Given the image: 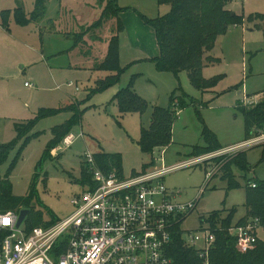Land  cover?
Listing matches in <instances>:
<instances>
[{"label": "rangeland", "instance_id": "374dc122", "mask_svg": "<svg viewBox=\"0 0 264 264\" xmlns=\"http://www.w3.org/2000/svg\"><path fill=\"white\" fill-rule=\"evenodd\" d=\"M100 1L47 0L45 13L37 22L19 25L14 21L13 9L20 4L24 12L29 13L34 0H0V13L11 11L8 25H0V144L16 136L14 122L33 119L40 109H59L37 118L27 133L38 132L39 136L23 148L8 176L12 193L22 196L32 187L31 205L35 210H42V220L63 219L74 210L70 203L72 196L84 189L80 180L87 151L120 153L123 174L128 176L133 170L158 166L161 155L168 166L197 157L189 154L193 146L205 144L203 129L206 127L213 132L221 149L200 155L202 160L197 165L166 174L163 183L169 193L180 192L171 196L173 200L186 202L199 197L196 207L181 225L185 232L198 229L200 218L205 216L206 220L210 213L219 210H224L226 215L225 210L230 208H236L232 225H237L236 220L245 214L244 203L248 199L245 178L233 168L240 185L226 189L217 169L226 162L224 155L244 152L248 165L244 172L246 179L264 181V128L259 136L251 139L258 138L252 145L231 151L222 149L236 146L245 138L243 116L236 105H255L264 97V30L261 26L264 0L229 2L230 10L243 15L244 22L230 27L217 38L209 54L218 60L202 68L203 78L223 75L215 86L199 89L186 71L175 74L159 70L152 56L131 48L120 32L119 64L123 68L120 79L103 91L89 94L94 79L105 74L93 71L92 67L104 58L108 40L116 33L115 22L109 18L103 28L85 34L80 45H75V39L77 33L100 16L103 6ZM117 3L133 9L147 27L144 35L148 49L155 48L154 30L139 14L154 18L166 7H159L156 0H117ZM129 83L147 104L141 113L121 114L113 100L117 91ZM172 93L185 100L172 125V140L166 147L154 148L152 154L142 153L136 143L140 129L148 127L155 106L170 105ZM246 94L257 96L248 99L253 100L251 103L244 104L241 100ZM71 104L81 113L80 120L71 126V143L66 145L61 141L44 155L52 137L51 128L72 117L73 110L68 108ZM21 143L19 140L0 163V179L4 178ZM218 157H223L220 164L215 161ZM258 235L264 241V230H259ZM194 248L202 263L209 264L208 256Z\"/></svg>", "mask_w": 264, "mask_h": 264}, {"label": "trees", "instance_id": "16d2710c", "mask_svg": "<svg viewBox=\"0 0 264 264\" xmlns=\"http://www.w3.org/2000/svg\"><path fill=\"white\" fill-rule=\"evenodd\" d=\"M100 1V0H99ZM102 1V2H101ZM103 4L102 11L97 20L91 25L76 34L75 45H80L83 36L90 31L103 28L104 23L112 18L115 22L116 33L112 35L107 44V50L104 58L95 63L93 70L105 72L93 82L89 89V94L100 92L108 87L115 85L123 72L119 64V41L118 33L124 30V25L119 14L125 10H133L129 7H121L117 0H101ZM158 5L166 4L169 9L164 14H159L154 18H146L140 15L146 24L152 27L155 33V39L159 53L152 57L153 62L159 70L178 73L186 71L190 81L199 89H208L215 86L222 74L214 75L210 78H203L201 71L206 63L217 61L208 55L213 48L217 38L226 33L230 27L243 24L244 17L240 14H232L229 9L231 0H156ZM19 2V1H17ZM47 0H34V7L29 13H25L23 6L18 4L12 11L14 21L19 25H26L37 22L45 13ZM135 11V10H134ZM11 11L5 10L0 13L3 26L8 25V19ZM54 23L51 22V25ZM264 30V23L261 25ZM119 113L143 112L147 104L138 96L131 87V84L122 87L114 95ZM177 101V104L175 101ZM185 106V100L179 95L172 93L170 105L166 108L155 106L152 111L148 127L140 129V136L136 141L142 153L152 154L154 148H163L170 144L172 140V125L177 117L179 108ZM68 108L73 110L72 117L51 128L52 137L45 147L44 155L50 149L58 145L67 135H69L71 126L80 120L81 113L75 105ZM236 108L240 110L243 116L245 138L249 140L260 135L264 128V97L255 105L245 106L237 104ZM59 109L47 108L40 109L38 115L25 122H14L13 127L16 136L7 143L0 144V163L6 158L9 150L15 144L22 140L20 147L12 160L4 178L0 179V210L5 212L9 210L20 211L23 208L29 209L25 222L27 226L43 224V212L40 209H34L31 205L33 199V188L30 187L25 195H14L11 190V182L8 179L12 169L16 165L23 148L33 138L39 136L38 132L27 135L33 128L37 118L58 112ZM203 137L204 145H195L189 155L199 156L212 152L219 147L216 137L212 131L204 127ZM96 165L105 172L116 171L119 175L125 176L122 171V158L120 153H107L96 151L93 153ZM226 162L217 169L220 171L219 179L225 181L226 189L236 188L240 185L233 168L240 172V177L245 178V186L248 190V199L244 203L245 214L236 220L237 224L245 223L248 218H258L262 230H264V181L258 182L245 177V171L248 165L244 152H236L224 155ZM223 157H218L215 161L220 164ZM143 164L142 168H145ZM133 170L132 172H135ZM215 176V175H214ZM91 175L86 166H82L81 183L86 185L90 182ZM255 185L252 186L251 184ZM214 211L206 219L210 223L214 233L215 241L209 249L207 256L209 264H264V241L259 239L254 247L246 252H239L235 247V239L227 232V227L233 224L236 208ZM205 220V216L200 218ZM56 219H51L54 221ZM218 223V224H217ZM185 243L182 231L179 225H176L172 231L171 240L167 247V254L172 258L175 264H203L198 252Z\"/></svg>", "mask_w": 264, "mask_h": 264}, {"label": "built area", "instance_id": "2783aa9c", "mask_svg": "<svg viewBox=\"0 0 264 264\" xmlns=\"http://www.w3.org/2000/svg\"><path fill=\"white\" fill-rule=\"evenodd\" d=\"M247 101L253 100L242 99L244 104ZM72 139L69 134L62 141L68 145ZM251 139L224 150L258 141ZM160 157L158 166L122 176L100 169L93 153L87 151L83 164L91 179L70 199L74 210L67 217L29 227L26 217L17 224L19 211L0 210V264H175L167 247L176 225L187 245L207 255L215 241L210 223L200 219L195 231L181 228L199 197L173 200L171 196L180 192L169 193L163 183L166 174L197 165L202 158L199 155L168 166ZM226 230L235 239L236 249L246 252L259 240L262 227L255 217Z\"/></svg>", "mask_w": 264, "mask_h": 264}, {"label": "crops", "instance_id": "0c3cea01", "mask_svg": "<svg viewBox=\"0 0 264 264\" xmlns=\"http://www.w3.org/2000/svg\"><path fill=\"white\" fill-rule=\"evenodd\" d=\"M121 5V4H120ZM159 7H166V8H161L163 10V13H160V14H164L168 11L169 7L168 5L166 4H163V5H158ZM122 7V6H121ZM124 7H126V5L124 4ZM164 9L166 10L164 12ZM230 9V8H229ZM159 15V14H158ZM120 19L124 25V30L120 33L121 35H124L127 39V42L128 44L131 46V48H134V49H137V51L143 53L144 55H149V56H152V57H155L158 55L159 53V50H158V46H157V43L155 42V48L149 50L148 49V44L147 42H145L146 40V37L144 35L147 27L146 25L136 16V14L132 11V10H125V11H122L120 14ZM57 20V19H56ZM49 22H52L49 21ZM130 24L132 27H130ZM0 25L3 26V24L1 23L0 21ZM4 27V26H3ZM151 27V26H150ZM232 27H236L235 26H232ZM9 28V27H8ZM152 28V27H151ZM139 38V39H138ZM156 41V39H155ZM211 51V50H210ZM208 52V55H210L209 53L211 52ZM217 58V57H215ZM93 68V67H92ZM93 70V69H92ZM95 71V70H93ZM102 72V71H101ZM104 75V74H103ZM97 76V75H96ZM97 79V78H96ZM94 79V81L96 80ZM244 96V95H243ZM257 96V95H256ZM251 97V95H247L244 96V97H247L248 99L249 98H252V99H255V97ZM243 97V98H244ZM242 98V99H243ZM242 101V100H241ZM244 141V140H243ZM242 141V142H243ZM232 147V146H231ZM224 149V148H222Z\"/></svg>", "mask_w": 264, "mask_h": 264}, {"label": "water", "instance_id": "95a60500", "mask_svg": "<svg viewBox=\"0 0 264 264\" xmlns=\"http://www.w3.org/2000/svg\"><path fill=\"white\" fill-rule=\"evenodd\" d=\"M232 14H234L233 11H232ZM28 213H29V209H26V208L21 209L19 211L17 224H20L25 219V217L27 216Z\"/></svg>", "mask_w": 264, "mask_h": 264}]
</instances>
